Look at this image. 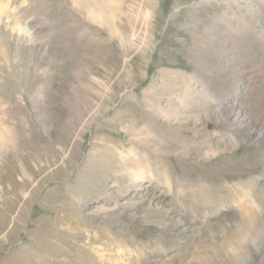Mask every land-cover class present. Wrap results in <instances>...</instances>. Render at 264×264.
Masks as SVG:
<instances>
[{
	"label": "rangeland",
	"instance_id": "1",
	"mask_svg": "<svg viewBox=\"0 0 264 264\" xmlns=\"http://www.w3.org/2000/svg\"><path fill=\"white\" fill-rule=\"evenodd\" d=\"M4 1L0 264H264V0Z\"/></svg>",
	"mask_w": 264,
	"mask_h": 264
},
{
	"label": "bare ground",
	"instance_id": "2",
	"mask_svg": "<svg viewBox=\"0 0 264 264\" xmlns=\"http://www.w3.org/2000/svg\"><path fill=\"white\" fill-rule=\"evenodd\" d=\"M9 7H10V1L5 2L4 0H0V17L1 15H5V14L8 17ZM14 26H15V22L13 23V26L11 27L12 31H16L18 32V34L22 32L19 27L15 29ZM244 26H246V24H244ZM250 30L252 32V36L254 35V37H256V32L253 29H250ZM245 178L246 180L235 183L238 185V189H240L241 194L244 196V197H240L239 200L240 201L247 200L250 213L251 211H255L256 212L255 215L257 216L251 217L249 213L246 211V206L245 207L239 206V210L238 209L236 210L237 207H230L229 209L227 207V210L224 211V214L228 218L229 216H234V215L236 217H240V215L244 214L243 215L244 218L242 219V222H240L239 225H237V232L239 234H241L242 232L245 233L244 238H243L245 241L250 239L252 243L254 242L257 243V239H259L261 232H262V229L260 227L264 225V175L262 174L253 175L249 171L247 172V175ZM121 181L122 180H119V182H116L118 188L120 186ZM225 188L227 189V186L213 187L210 185L207 187V189L203 188L201 190L202 196L194 195V198H195L194 207L197 209L198 212H200V211L206 210V208L208 209V207H210L209 206L210 204H217L220 206H224L225 203H228L234 197L232 194H229ZM103 200L108 201L105 198ZM223 233L225 234L224 230H223ZM92 240L95 241L97 239L92 238ZM124 240H128L129 243L133 242L129 240L128 238H124ZM228 240L229 239H225V241L222 243L223 246L225 245L226 242L227 243L229 242ZM206 243H208V245L205 246ZM198 248H201V249L203 248L204 250L203 254L206 256L207 260L209 258L206 264L216 263L215 261L217 260L216 257L218 256V253L219 252L221 253L223 251V247H219V250H218V247L216 246V243H215V239L210 238V237H203V239L199 241L198 243ZM133 260L141 262V263L144 262V258L141 255L131 257L129 259V262L132 263Z\"/></svg>",
	"mask_w": 264,
	"mask_h": 264
}]
</instances>
